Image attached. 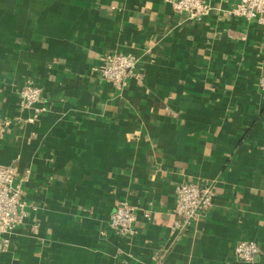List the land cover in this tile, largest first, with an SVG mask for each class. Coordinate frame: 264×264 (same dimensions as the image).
Wrapping results in <instances>:
<instances>
[{"label":"crops","instance_id":"0c3cea01","mask_svg":"<svg viewBox=\"0 0 264 264\" xmlns=\"http://www.w3.org/2000/svg\"><path fill=\"white\" fill-rule=\"evenodd\" d=\"M208 2L191 21L167 0H0V165L25 202L0 264H264L234 252L264 250V26ZM113 52L137 58L123 90L98 75ZM28 78L46 106L34 122ZM203 180L212 209L173 231L177 184ZM120 201L131 238L110 226Z\"/></svg>","mask_w":264,"mask_h":264},{"label":"built area","instance_id":"2783aa9c","mask_svg":"<svg viewBox=\"0 0 264 264\" xmlns=\"http://www.w3.org/2000/svg\"><path fill=\"white\" fill-rule=\"evenodd\" d=\"M174 11L185 20L200 21L210 9L208 0H167ZM234 17L255 21L264 26V0H236L229 11ZM137 58L130 53H108L101 62L98 75L115 90H123L133 75ZM258 85L264 92V74ZM43 102V89L32 79H25L19 90V108L30 112L28 121L34 122L46 111ZM10 121L0 122V131L4 132ZM23 178L12 165H0V255L6 253L12 245L13 233L25 217ZM177 202L174 211L173 231L189 232L197 221L207 215L215 201L213 181H182L177 184ZM151 212L145 217L150 220ZM135 207L126 201H120L110 216L111 229L118 235L131 238L136 234ZM235 256L245 262H253L264 250L253 240H241L235 247ZM155 255L154 258H159Z\"/></svg>","mask_w":264,"mask_h":264}]
</instances>
